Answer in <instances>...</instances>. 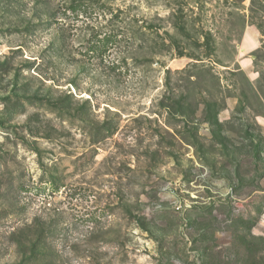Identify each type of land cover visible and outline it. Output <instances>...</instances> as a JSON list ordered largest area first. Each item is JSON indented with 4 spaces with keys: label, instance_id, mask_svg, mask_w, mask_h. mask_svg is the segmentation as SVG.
<instances>
[{
    "label": "rangeland",
    "instance_id": "obj_1",
    "mask_svg": "<svg viewBox=\"0 0 264 264\" xmlns=\"http://www.w3.org/2000/svg\"><path fill=\"white\" fill-rule=\"evenodd\" d=\"M0 264H264V0H0Z\"/></svg>",
    "mask_w": 264,
    "mask_h": 264
},
{
    "label": "crops",
    "instance_id": "obj_2",
    "mask_svg": "<svg viewBox=\"0 0 264 264\" xmlns=\"http://www.w3.org/2000/svg\"><path fill=\"white\" fill-rule=\"evenodd\" d=\"M249 41L251 40L250 37H248ZM243 68H247L248 71H250V66L248 64H245L242 66Z\"/></svg>",
    "mask_w": 264,
    "mask_h": 264
}]
</instances>
